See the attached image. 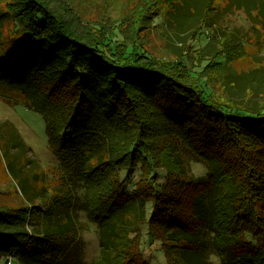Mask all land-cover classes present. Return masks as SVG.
Returning a JSON list of instances; mask_svg holds the SVG:
<instances>
[{
	"label": "trees",
	"instance_id": "trees-1",
	"mask_svg": "<svg viewBox=\"0 0 264 264\" xmlns=\"http://www.w3.org/2000/svg\"><path fill=\"white\" fill-rule=\"evenodd\" d=\"M0 2V97L13 93L42 116L61 171L49 192H35L7 161L22 204L0 205V255L17 264H81L80 213L98 232L100 253L90 264H150L143 230L167 264H214L213 253L221 264H264V92L230 95L224 74L225 101L216 100L178 63H157L135 43L111 51L105 35L82 36L52 0ZM165 7L164 25L193 15L191 39L239 10L249 30L264 31V0ZM158 10L144 24L153 25ZM213 38L214 56L247 39L231 30ZM188 154L205 166V179L191 178Z\"/></svg>",
	"mask_w": 264,
	"mask_h": 264
},
{
	"label": "rangeland",
	"instance_id": "rangeland-1",
	"mask_svg": "<svg viewBox=\"0 0 264 264\" xmlns=\"http://www.w3.org/2000/svg\"><path fill=\"white\" fill-rule=\"evenodd\" d=\"M54 1L55 4L53 0L51 2L53 6L71 18L72 24L82 36L105 35L104 39L108 37L105 43L111 51L122 47V44L135 43L138 51L143 50L157 63H178L184 71L193 75L185 78L193 81L200 78L199 86L206 93L210 92L216 100L225 101L226 94L220 85L222 79L219 82L224 74L226 76L223 84L230 95L241 97L245 90H252L255 95L264 92V31L258 25H253L249 30L250 23L240 10L223 15L220 24L222 27L215 24V32L212 28H207L191 39L189 27L193 23L192 14L185 17L178 27L161 23L159 17H162V13L164 17L168 10L165 0H156L157 6L149 7L148 11L152 12L146 11L145 18L140 22L136 21L139 10L145 7L149 0ZM0 9H3L2 2ZM157 9L160 14L151 21L153 25L144 24L146 19L156 14ZM222 30L234 31L239 36L244 33V38L247 39L238 44L233 53L214 56V53L208 50L218 47L219 43L213 37L214 33L217 36ZM202 69L203 72H200ZM204 74L206 79L202 77ZM5 93L4 98L8 100L0 97V205L17 207L22 204V198L19 196L21 192L19 193L16 185L17 179L11 176L6 167L7 161L18 171V177L24 176L27 179L29 189L35 192H49L60 181L61 171L58 159L48 146L42 116L18 101L13 93ZM254 100L260 102L263 99L256 97ZM188 155L184 158L191 178L205 179V166ZM156 173L159 177L163 175V170L157 169ZM129 177L130 181H134L138 177L137 171L129 173ZM78 219L83 225V231L80 233L81 264H90L100 253L97 228L84 214L79 213ZM142 235V256L150 264H153V261L158 264L162 247L158 241L150 240L144 230ZM211 256L212 254L209 259L215 264ZM0 264L17 263L11 255H0Z\"/></svg>",
	"mask_w": 264,
	"mask_h": 264
},
{
	"label": "clouds",
	"instance_id": "clouds-1",
	"mask_svg": "<svg viewBox=\"0 0 264 264\" xmlns=\"http://www.w3.org/2000/svg\"><path fill=\"white\" fill-rule=\"evenodd\" d=\"M211 259L215 261V264H221V258L217 254L213 253ZM153 264H157V262L153 261ZM158 264H166V257L162 249L159 252Z\"/></svg>",
	"mask_w": 264,
	"mask_h": 264
}]
</instances>
